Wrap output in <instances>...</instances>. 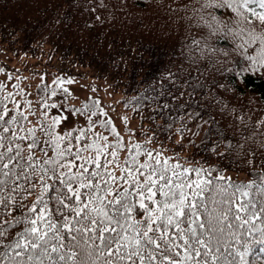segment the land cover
Instances as JSON below:
<instances>
[{
  "label": "snow or ice",
  "instance_id": "snow-or-ice-1",
  "mask_svg": "<svg viewBox=\"0 0 264 264\" xmlns=\"http://www.w3.org/2000/svg\"><path fill=\"white\" fill-rule=\"evenodd\" d=\"M253 4L264 9V0L208 6L244 20L241 9L250 11L264 24ZM249 36L245 43L260 41L264 66V36ZM65 83L73 80L43 86L36 108L15 99L24 95L18 84L5 94L0 83V264H264V175L233 181L222 169L166 157L163 146L153 152L147 134L144 144L126 143L99 100L70 106ZM65 113L85 124L62 128Z\"/></svg>",
  "mask_w": 264,
  "mask_h": 264
},
{
  "label": "trees",
  "instance_id": "trees-1",
  "mask_svg": "<svg viewBox=\"0 0 264 264\" xmlns=\"http://www.w3.org/2000/svg\"><path fill=\"white\" fill-rule=\"evenodd\" d=\"M216 2L0 0V78L19 80L22 108L25 98L36 108L40 89L56 87V77L87 79L89 96L69 105L99 100L126 143L144 144L147 134L153 152L163 146L166 157L246 171L250 178L233 181L247 183L264 175V66L260 41H245L249 31L264 36V24L250 11L241 9L244 20L208 6ZM32 75L39 84L29 88ZM123 117L135 135L125 133Z\"/></svg>",
  "mask_w": 264,
  "mask_h": 264
},
{
  "label": "rangeland",
  "instance_id": "rangeland-1",
  "mask_svg": "<svg viewBox=\"0 0 264 264\" xmlns=\"http://www.w3.org/2000/svg\"><path fill=\"white\" fill-rule=\"evenodd\" d=\"M75 93L80 92L79 88L73 89ZM68 114V113H67ZM73 121H75V118L72 115H68V120L66 121V124H72Z\"/></svg>",
  "mask_w": 264,
  "mask_h": 264
}]
</instances>
